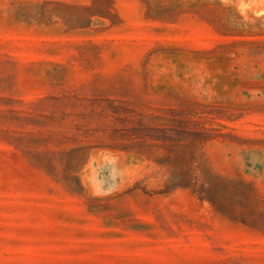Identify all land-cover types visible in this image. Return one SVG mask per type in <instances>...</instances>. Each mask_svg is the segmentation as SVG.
I'll return each mask as SVG.
<instances>
[{
    "label": "rangeland",
    "instance_id": "1",
    "mask_svg": "<svg viewBox=\"0 0 264 264\" xmlns=\"http://www.w3.org/2000/svg\"><path fill=\"white\" fill-rule=\"evenodd\" d=\"M0 264H264V0H0Z\"/></svg>",
    "mask_w": 264,
    "mask_h": 264
}]
</instances>
